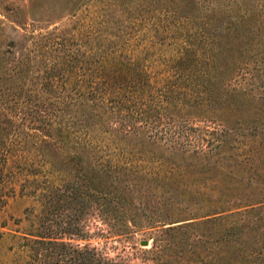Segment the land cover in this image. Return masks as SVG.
I'll return each instance as SVG.
<instances>
[{
    "label": "trees",
    "instance_id": "16d2710c",
    "mask_svg": "<svg viewBox=\"0 0 264 264\" xmlns=\"http://www.w3.org/2000/svg\"><path fill=\"white\" fill-rule=\"evenodd\" d=\"M239 15H248V9ZM214 35L202 37L195 24L160 75L139 53L88 54L58 36L38 40L28 34L20 44L0 45V209L22 182L18 193L37 200L52 195L50 205L61 195L78 202L102 195L105 221L120 228L121 219L133 220L124 210L130 195L138 193L132 162L120 157L132 155L134 146L140 152L142 141L157 142L163 157L154 161L164 167L170 205L181 202L187 218L149 233L151 248L184 245L190 264H231L232 248L242 245V251L247 230L256 226L250 237L263 243L257 252L262 256L264 200H244L245 208L234 211L231 173L219 171L222 160L229 162L234 136L233 125L220 115L230 109L232 87L229 71L216 65ZM54 165L68 170L61 183L31 185L42 167ZM251 212L254 218L235 223L236 214ZM55 230L43 223L25 229L18 246L25 249L27 264H125L94 246L57 240L59 234L87 236L78 225ZM246 254V264H264Z\"/></svg>",
    "mask_w": 264,
    "mask_h": 264
},
{
    "label": "rangeland",
    "instance_id": "374dc122",
    "mask_svg": "<svg viewBox=\"0 0 264 264\" xmlns=\"http://www.w3.org/2000/svg\"><path fill=\"white\" fill-rule=\"evenodd\" d=\"M241 9H248V15H239ZM234 23L245 32L239 28L235 31ZM195 24L200 26L202 37L215 34L216 65L229 71L231 105L228 113L220 115L233 125L234 138L230 141L229 162L226 165L222 160L219 171L226 168L231 173L233 210L242 211L244 200H264V0H0L2 46L10 40L20 44L28 34L36 35L38 40L58 36L68 39L69 46L88 54L139 53L158 72H164L168 60ZM142 144L137 146L140 152L134 146L132 155L129 151V155L120 157L132 162L137 181L138 193L130 195V206L124 208L134 216L132 221L121 219L120 228L109 227L104 218L108 208L102 195L91 199L81 194L84 202L61 195L54 197L50 205L52 195L41 200L21 195L18 188L22 182H17L15 192L0 209V222L5 223L0 227V264H27L28 255L18 246L20 236L25 229L39 228L42 223L55 231L78 225L88 232L87 236L59 234L57 240L94 246L105 256L125 264H180L183 259L190 264L184 245L163 250L151 248L149 233L167 226L168 222L171 225L185 222L187 215L181 202L170 205L171 196L166 194L163 184L164 167L154 161L156 156H161L159 143L142 141ZM39 161L45 164L43 159ZM55 166L42 167L31 185L45 187L61 183L68 170L62 172ZM93 181L99 189L105 187L103 182ZM223 193L222 196L227 195L229 190ZM252 213L236 214L235 223L254 218ZM255 229L256 226H251L247 230L249 237L243 239L246 245L242 251V245L232 248L231 264H246V250L250 252L249 257L246 254L249 261L264 259V249L262 256L257 254L263 243L250 237ZM197 251L203 253L202 247Z\"/></svg>",
    "mask_w": 264,
    "mask_h": 264
}]
</instances>
